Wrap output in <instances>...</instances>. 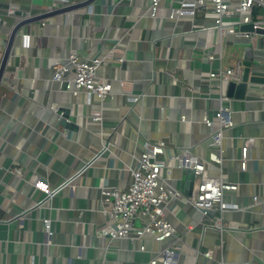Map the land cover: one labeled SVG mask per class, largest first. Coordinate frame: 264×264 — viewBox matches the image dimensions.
I'll return each mask as SVG.
<instances>
[{
	"label": "crops",
	"instance_id": "1",
	"mask_svg": "<svg viewBox=\"0 0 264 264\" xmlns=\"http://www.w3.org/2000/svg\"><path fill=\"white\" fill-rule=\"evenodd\" d=\"M150 4L0 0V67L14 27L38 17L21 24L31 46H22L19 28L0 82V264H147L155 252L174 245L178 264H264V80L250 82L241 98L229 94V81L209 75L239 61L264 66V33L246 39L220 32L202 9L196 17L170 18L177 0H162L155 18ZM254 16L263 18L264 9L255 8ZM114 46L113 57L98 70L112 84L105 99L88 102L84 92L74 95L53 78L71 52L103 57ZM130 95L139 100L130 101ZM222 103L231 125L215 144ZM61 111L72 127L64 128ZM146 139L166 141L163 158L189 150L207 160L210 177L238 185L224 194L238 208L223 212L222 229L212 225L219 211L204 216L184 196L170 199L165 210L176 226L174 236L110 237L114 221L102 187H129ZM245 145L249 165L243 170ZM212 152L223 156L222 163L210 161ZM172 165L170 182L184 190L186 170L175 160ZM71 177L51 197L36 186L41 181L54 189ZM44 217L52 219L50 244L42 242ZM199 248L212 249L213 257Z\"/></svg>",
	"mask_w": 264,
	"mask_h": 264
},
{
	"label": "built area",
	"instance_id": "2",
	"mask_svg": "<svg viewBox=\"0 0 264 264\" xmlns=\"http://www.w3.org/2000/svg\"><path fill=\"white\" fill-rule=\"evenodd\" d=\"M162 0H151L148 13L152 17H158L160 14ZM178 5H172L168 16L178 19L183 15L196 17L199 9L206 10L213 18L214 26L220 32H226L236 38L252 39L259 34L258 29H264V17H256L255 8L264 9V0H177ZM91 10V9H90ZM209 19V16L207 17ZM236 18V19H235ZM230 19V20H228ZM252 24L253 30L241 29L242 25ZM22 46L30 48L31 34L20 28ZM117 47L109 49L103 57H80L76 51H73L67 57V62L56 65L53 78L62 83V87L74 95L81 92L85 93L86 101L91 102L94 97L101 100L111 92L112 84L110 81L100 79L98 70L100 66L113 57ZM210 59L215 58L211 54ZM125 57H120L123 61ZM258 62V60H256ZM243 64L241 61L236 66L212 69L210 71V80L230 81L240 80L243 76ZM70 74V78L67 75ZM132 102L139 100V96H128ZM228 107L221 104L217 111L221 129L213 134L215 144H220V137L223 127L231 125L228 114ZM64 112H60L63 117ZM95 120L101 116H93ZM185 118V116H183ZM205 122L213 125L212 119L207 116ZM167 143L160 139L153 141L146 139L143 149L137 157V166L131 169V181L127 189L118 186H103L104 203L110 209L107 212L114 221V227L108 228V234L112 239L145 237L151 235L156 240L162 241L176 234V226L165 217V210L170 199H181L185 196L184 191L174 186L170 179L173 175L174 165L186 170L192 168L195 170L196 180L194 190L191 196H186L187 202L198 209L204 216L209 211H219L220 214L213 220L212 225L223 228V212L230 208H238L237 203L228 202L224 199V194L229 190H236L238 185L227 181L224 177H210L207 174V160L201 156L192 153L189 150H183L171 155L170 159L163 158ZM210 161L222 163L223 156L212 152ZM91 163L82 167L76 175L85 173ZM249 165V145L242 147L241 167L246 170ZM75 177V176H74ZM74 177L65 179L54 189L47 183L38 182L37 188L47 193L48 197L55 195L61 188L70 184ZM257 199V197H256ZM41 202L37 206H41ZM140 223V224H139ZM43 239L44 244L52 242L53 229L52 219L43 218ZM144 245L141 249L144 250ZM179 247L169 246L158 252L147 264H178ZM198 251L205 257L212 258V249Z\"/></svg>",
	"mask_w": 264,
	"mask_h": 264
},
{
	"label": "water",
	"instance_id": "3",
	"mask_svg": "<svg viewBox=\"0 0 264 264\" xmlns=\"http://www.w3.org/2000/svg\"><path fill=\"white\" fill-rule=\"evenodd\" d=\"M73 7H65L62 8L61 11H66L69 9H72ZM50 14V13H49ZM43 15L39 16L42 17ZM38 17H32L31 19L27 20V21H31L33 19H36ZM25 21H21V23H18L14 29L11 31V37H10V42L9 45L7 47L3 62L1 64L0 67V82H1V78L2 75L4 73L5 70V66L11 51V46L13 43V39L15 38V36L17 35L19 28L21 27V24H24ZM241 29L244 30H253V25L252 24H245L241 26ZM259 33H264V29H258ZM243 64V76L242 79L240 80H230L229 81V94L232 96H239L241 98H243L246 95V91L248 88V85L250 84V82H257V81H263L264 80V66L262 64H259L256 60H246L242 62ZM62 124L64 125V128L66 126V124L70 127H72L75 123L74 122H69V115L68 113L63 114V120H62ZM75 127V126H74ZM195 180H196V174H195V170L192 168H187L186 169V179H185V186H184V194L185 196H191L194 190V184H195ZM214 213V211H209V214Z\"/></svg>",
	"mask_w": 264,
	"mask_h": 264
}]
</instances>
